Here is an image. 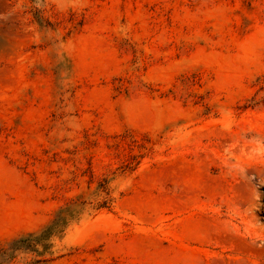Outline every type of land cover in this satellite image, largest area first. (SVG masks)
<instances>
[{
	"label": "rangeland",
	"instance_id": "1",
	"mask_svg": "<svg viewBox=\"0 0 264 264\" xmlns=\"http://www.w3.org/2000/svg\"><path fill=\"white\" fill-rule=\"evenodd\" d=\"M0 264H264V0H0Z\"/></svg>",
	"mask_w": 264,
	"mask_h": 264
},
{
	"label": "trees",
	"instance_id": "2",
	"mask_svg": "<svg viewBox=\"0 0 264 264\" xmlns=\"http://www.w3.org/2000/svg\"><path fill=\"white\" fill-rule=\"evenodd\" d=\"M64 220V216H57L46 228H44V230L40 232L39 235L34 237L29 236L26 239L19 240L15 243V245L17 246V244H20L22 246L32 247L33 245L38 244L39 241L47 240L49 237L57 234L60 231L63 226ZM2 253L5 254V252Z\"/></svg>",
	"mask_w": 264,
	"mask_h": 264
},
{
	"label": "bare ground",
	"instance_id": "3",
	"mask_svg": "<svg viewBox=\"0 0 264 264\" xmlns=\"http://www.w3.org/2000/svg\"><path fill=\"white\" fill-rule=\"evenodd\" d=\"M241 243H242V242H241ZM241 243H240V244H241ZM241 246H242V245H241Z\"/></svg>",
	"mask_w": 264,
	"mask_h": 264
}]
</instances>
